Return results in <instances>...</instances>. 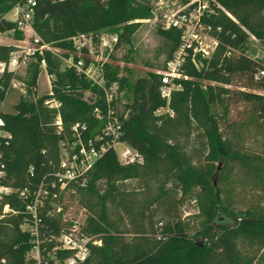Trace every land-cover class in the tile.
Segmentation results:
<instances>
[{"label":"trees","instance_id":"obj_1","mask_svg":"<svg viewBox=\"0 0 264 264\" xmlns=\"http://www.w3.org/2000/svg\"><path fill=\"white\" fill-rule=\"evenodd\" d=\"M20 1H2L0 34L15 29L5 15ZM36 1L34 28L55 49L73 51L70 39L76 35H88L97 43L107 27L118 37L115 48L130 44L132 27L119 29L129 19L130 0ZM217 3L205 24L218 47L202 68L186 64L183 74L188 79L176 81L182 89L172 92L169 104L161 97L162 74L134 82L119 78L116 70L105 75L108 86L118 82L128 94L127 117L120 118V141L138 151L143 163L121 164L109 149L92 171L68 186L76 190L89 214L84 230L99 234L102 242L92 247L85 264H238L240 240L264 244V76L256 79L264 65L247 54L250 37L264 44V0ZM151 13L149 7H141L134 19L147 20ZM164 33L175 40L170 60L180 32ZM13 38L20 39V33ZM15 50L0 45V63L8 64ZM42 59L52 78V96L62 104L66 133L77 122L94 127L93 109L104 106L101 89L73 69L62 71L50 52L36 55L24 79L3 72L0 119L12 134L10 145L3 149L8 168L3 183L30 192L41 184L47 186L59 159L62 137L52 126L54 112L44 105L50 96L35 101L21 98L14 105L16 116L3 113L1 106L12 80L23 82L29 96L35 94ZM85 93L91 96L86 98ZM235 108H239L237 118L232 116ZM162 109L173 115L157 116ZM127 181L135 187L124 188ZM56 189L57 199L39 213L41 248L48 251L71 226L55 212L53 205L63 199ZM10 201L6 203L20 206ZM187 201L198 208L194 233L181 214ZM65 209L62 204L63 213ZM113 217L119 219L114 231L102 230L98 221L110 223ZM21 219L19 215L0 221V264H25L33 245L29 234L20 229Z\"/></svg>","mask_w":264,"mask_h":264},{"label":"built area","instance_id":"obj_2","mask_svg":"<svg viewBox=\"0 0 264 264\" xmlns=\"http://www.w3.org/2000/svg\"><path fill=\"white\" fill-rule=\"evenodd\" d=\"M218 6L217 0H159V8L164 11L163 29L180 32L179 45L163 72L160 73L163 76L161 97L167 104L170 102L172 92L182 89V85L176 81L188 79L183 74L186 64L189 62L199 69V64L211 59L216 51L218 41L211 35L210 27L205 24V19L214 15L215 7ZM36 7V0H21L5 16L6 20L15 25V29L9 33L12 36L17 32L20 33L21 38L16 41L23 46L11 54L8 64L0 63L1 71L7 70L16 75L19 70L27 69L37 54L43 57L45 52H50L59 60L62 71L73 69L92 86L101 89L104 106H96L93 109L97 122L94 127L77 122L71 125L66 133L61 116L62 104L52 96L51 88L50 98L44 102V105L54 112L52 126L62 137L59 144V159L51 181L47 183V186L41 184L33 192L28 189H14L3 183L7 177L3 149L10 145L12 134L6 129L4 121L0 119V221L20 215L16 207L9 202L6 203L8 199L16 198L17 201L25 203L23 222L20 227L21 231L29 234L31 238L33 245L31 252L36 264H85L90 257L92 247L101 246V240L84 230L85 223L81 225L77 219L66 217L62 213V207L54 204L56 214L61 215L62 220L70 222L71 226L55 239L57 242L55 248L51 251L42 249L44 235L40 232L43 227L39 218L40 211L48 202L51 203L57 199V186L62 193L72 183L83 179L109 149L116 152L119 162L124 165L142 164L143 158L138 151L120 141L121 117L118 116L115 106L117 91L112 90L114 85H107L103 63L95 61L91 56L96 43L88 35H76L70 39L73 45L71 52H63L44 43L34 28ZM117 40V37L114 38L115 42ZM40 69L47 72L44 59L40 62ZM263 76L264 71H259L256 79ZM48 79L51 83L52 78L49 75ZM15 81L12 80L10 88L16 87ZM85 96L87 98L91 94L85 93ZM168 113L173 115L171 111ZM120 146L123 150L118 153Z\"/></svg>","mask_w":264,"mask_h":264},{"label":"rangeland","instance_id":"obj_3","mask_svg":"<svg viewBox=\"0 0 264 264\" xmlns=\"http://www.w3.org/2000/svg\"><path fill=\"white\" fill-rule=\"evenodd\" d=\"M0 0V9L2 8ZM180 5V3H179ZM141 7H149L151 9V16L147 20L134 19L136 13ZM7 15V14H6ZM5 15V16H6ZM128 21L119 26L122 31L124 26H130L133 30V35L129 45H122L120 48H115L117 42L114 38L117 35L113 32V28H104L99 36V40L96 43L93 51L92 58L95 61L103 63V69L105 75L107 72L115 71L118 77H129L131 82L136 81L139 78H145L149 74H160L165 69L168 58L172 53L175 40L172 36H167L164 33L163 21L164 11L159 8V0H130L128 6ZM118 38V37H117ZM0 39L6 42L13 40V47L19 49L23 46L17 42L10 33L0 34ZM251 58L260 61L264 65V44L255 40L254 37H250L249 50L247 53ZM107 67L109 69L107 70ZM203 67V63L199 64V69ZM0 70L2 68L0 67ZM26 69H21L17 72L16 76L24 79L27 74ZM41 73L37 81V89L35 94L29 96L26 91V85L21 81H15L16 87L11 86L10 90L5 93V100L2 103L3 113L11 116H16L14 105L18 103L21 98H29L32 101L37 100L40 97L47 96L51 91V83L48 79L47 72L40 69ZM128 72L129 75H128ZM3 74L0 73V77ZM113 91H117L115 106L118 110V116L127 117V105L129 103V97L125 90H120L119 83L115 82ZM117 89V90H116ZM239 108H235L232 111L234 118L238 117ZM166 109H162L156 113L157 116L167 114ZM123 150V147H118V153ZM119 158V157H118ZM120 161V160H119ZM6 165V164H5ZM6 171H8L6 165ZM127 190H131L135 187V183L126 182L122 184ZM62 201L57 206L62 204L66 206L64 214L66 217H76L79 223L82 225L85 223L89 216L86 209L80 205V196L72 188H67L62 192ZM73 197V200H71ZM19 202L16 198L11 199L10 202ZM15 202V203H16ZM18 204V203H17ZM18 210L20 212L21 224L23 222V210L20 208L22 202H19ZM63 213V212H62ZM181 214L183 219L190 224L192 233L198 229V221L195 217L198 214V208L194 201H187L181 207ZM99 225L102 230L114 231L115 227L119 225L118 218H111L110 223L105 220H99ZM116 223V225L114 224ZM21 226V225H20ZM115 226V227H114ZM31 227V225H29ZM20 229H22L20 227ZM96 237L99 234L94 235ZM200 241V240H198ZM33 253L31 250L28 252L25 264H36L33 260ZM238 264H264V244L261 240H240L239 242V258Z\"/></svg>","mask_w":264,"mask_h":264},{"label":"crops","instance_id":"obj_4","mask_svg":"<svg viewBox=\"0 0 264 264\" xmlns=\"http://www.w3.org/2000/svg\"><path fill=\"white\" fill-rule=\"evenodd\" d=\"M13 42H14L13 40H11V43H10V42H6V41L0 39V45H9V46L11 45L12 46ZM0 73H2L1 70H0Z\"/></svg>","mask_w":264,"mask_h":264},{"label":"water","instance_id":"obj_5","mask_svg":"<svg viewBox=\"0 0 264 264\" xmlns=\"http://www.w3.org/2000/svg\"><path fill=\"white\" fill-rule=\"evenodd\" d=\"M219 220H220V221H223V218H220Z\"/></svg>","mask_w":264,"mask_h":264}]
</instances>
